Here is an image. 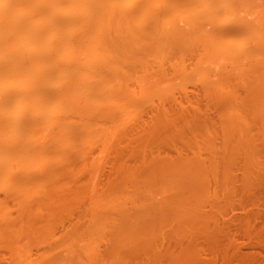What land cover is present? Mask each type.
<instances>
[{"label":"bare ground","instance_id":"bare-ground-1","mask_svg":"<svg viewBox=\"0 0 264 264\" xmlns=\"http://www.w3.org/2000/svg\"><path fill=\"white\" fill-rule=\"evenodd\" d=\"M261 71L264 0H0V257L254 263Z\"/></svg>","mask_w":264,"mask_h":264},{"label":"rangeland","instance_id":"rangeland-1","mask_svg":"<svg viewBox=\"0 0 264 264\" xmlns=\"http://www.w3.org/2000/svg\"><path fill=\"white\" fill-rule=\"evenodd\" d=\"M261 64H262V63H261ZM261 72L264 73V71H261ZM260 74H261V73H260ZM250 85H251V84H250ZM257 85H258V84H257ZM257 85H255V86H257ZM241 95H242V94H241ZM240 97H241V96H240ZM210 116H211V115H210ZM212 118H213V115H212ZM258 127H259V126H258ZM163 148H164V147L161 148V149L163 150L162 153H164V154L166 155L167 151L170 150V149L168 148V150L165 152ZM166 148H167V147H166ZM166 148H165V150H166ZM161 149H160V152H161ZM169 152H171V150H170ZM162 153H160V155H162ZM164 154H163V155H164ZM163 155H162V156H163ZM167 155L169 156V155H171V153H167ZM107 165H108V164H107ZM103 166H104V165H103ZM105 166H106V165H105ZM108 166L110 167V164H109ZM108 166H107V167H108ZM107 167H104V168L107 170ZM106 170H104V171H105V172H104V173H105V177H106ZM107 171H108V170H107ZM104 173H103V179H104ZM108 173H109V171H108ZM107 175H108V174H107ZM99 179H100V178H99ZM99 179H98V180H99ZM101 179H102V177H101ZM103 179H102V180H103ZM98 180H97V181H98ZM102 180H101V181H102ZM101 181H100V182H101ZM104 181H105V179L103 180V182H104ZM96 183H97V182H96ZM96 183H95V184H96ZM98 184H99V183H98ZM256 191H257V190H256ZM258 191H259V192H258ZM258 191H257V193L260 194V190H258ZM95 194H96V193H95ZM95 194H93L92 196H94ZM259 194H257V195H259ZM73 196H74V194H73ZM73 196H72V197H73ZM78 196L80 197L79 194H78L77 196L75 195V197H73V198H75V199H76V198L79 199V202H80L81 204H79V202H78V205L81 206L82 204L84 205L85 203L87 204V202H90V201H89V200L91 199L90 196H89V197H88V196H84V197H82V195H81V198H78ZM92 196H91V197H92ZM97 196H100V194H99V195L97 194ZM97 196L94 197V198H97ZM73 198H72V200H75V199H73ZM86 199H87V200L89 199V200L86 202ZM81 200H82V201H81ZM84 200H85V203H83ZM86 204L83 206V208H84L85 206H88V205H86ZM262 204H264V203H259L257 209H255V210L257 211L258 214H257V218H256L255 220L253 219L254 222L256 221V222L254 223V225H256V227L259 228V229L257 228L256 231H257V230L260 231V229H264V228H260V227H264V212H262V211H264V210H262V208H264V205H262ZM78 207H79V206H78ZM78 207H77V208H78ZM81 207H82V206H81ZM81 207H80V208H81ZM260 207H261V208H260ZM80 208H79V209H80ZM83 208H82L81 210H85L86 207H85L84 209H83ZM248 208L250 209L251 207H248ZM258 208H260V209H258ZM73 209H74V208H73ZM246 209H247V208H245V210H243V211H246L245 213H248L249 211L252 210V209H250V210H249V209L246 210ZM71 210H72V209H71ZM235 210H237V211H234V210H233L234 213H232V211H230V214H228V216H229L230 218H231V216H230L231 214H235V213H237L236 215H240V211H241V214H243V215L245 214V213H242L243 211H242L241 209H238V208H237V209H235ZM239 210H240V211H239ZM248 210H249V211H248ZM54 211H55V214H56V212L58 213V210L56 211V209H55ZM54 211L51 209L50 212H52V213L54 214ZM74 211H75V210H74ZM77 211H79V210H77ZM50 212H49V213H50ZM60 212H62V211H60ZM68 212H69V211H68ZM68 212H67V214H70V213H68ZM251 212H252V211H251ZM254 212H255V211H254ZM52 213H51V214H52ZM73 213H74V212H73ZM76 213H77V212H76ZM80 213H81V212H80ZM80 213H79V212H78L77 214L74 213V215L76 216V215H78V214H80ZM82 213H83V214H81V216H80V215H78V216L82 217V216L84 215V212L82 211ZM238 213H239V214H238ZM259 213H262V214L259 215ZM37 214H38V213H37ZM55 214H54V215H55ZM71 214H72V213H71ZM74 215H73V214H72V215H69V218H70V219H71L72 217L74 218V217H75ZM236 215L234 216L235 218H236ZM245 215H247V214H245ZM251 215H252V214H251ZM59 216H60V215H59ZM70 216H71V217H70ZM78 216H76L75 218L77 219ZM33 217H34V219H35V218H39V215L34 214ZM62 217H63V218H62ZM64 217L66 218V214H65L64 216L62 215V216H61V219L58 217V215L54 216V218H57L56 220H59V222L56 221V222H57V223H56L57 226H55V225H56V224H55V225H53V226H55V228L52 227V229H55V230H53L52 232L54 233V235L56 234V235H55L56 237H57V232H60V233H58V234H61V231L63 230V228H65V226L63 227V225H64V223L66 224L67 220H66V222H65V221H64V219H65ZM242 217H243V216H242ZM253 217H254V216H253ZM67 218H68V217H67ZM67 218H66V219H67ZM232 218H233V217H232ZM238 219H241V218L238 217ZM260 219H261V220H260ZM37 220H38V219H36V221H37ZM39 220H41V219L39 218ZM60 220H61V222H62V225H61V224H60V225L58 224V223H60ZM68 220H69V219H68ZM234 220H235V219H234ZM32 221H33V220H32ZM41 221H42V220H41ZM41 221H37L36 224L39 225V224L41 223ZM69 221H70V220H69ZM72 221H73V219H72ZM72 221H71V222H72ZM231 221H233V219H232ZM258 221H259V223H258ZM39 222H40V223H39ZM63 222H64V223H63ZM234 222H235V221H234ZM234 222H231L232 225H234V226H233V227H232V226H229V230H230V233L232 232L231 235H234V238H235V240H236V241H235V242H236V243H235V248H236V245H237V249L239 248V246L242 245V247L239 248V250H241V251H240V254H242V253H246V254H243V256H245V257H246V256H247V257H250V258L253 260L252 262H254V263H252V264H258V262H259L260 260H261V261L259 262V264H261V263L264 264V256H262V255H264V243H262V244H261V242H259V243H257V242H256V243H255V242H252V243H251L250 241L246 240V239L243 237V235H242L243 233H242L241 231H239V230H240L239 228H237V227H239V226H236V225H235V223H236L237 221H236L235 223H234ZM32 223H33V225H34L35 221H33ZM38 223H39V224H38ZM43 223H44V222H43ZM68 223H69V222H68ZM68 223L66 224V225H68L67 227H69V225H70V223H69V224H68ZM237 223H238V222H237ZM237 223H236V224H237ZM261 223H262V224H261ZM41 225H42V223H41ZM230 225H231V224H230ZM238 225H239V224H238ZM258 225H259V226H258ZM58 226H59V228H58ZM235 227H236V228H235ZM60 228H61V230H60ZM231 228H232V229H231ZM234 228H235V229H234ZM56 229H59V231H58V230L56 231ZM65 229H67V228H65ZM236 229H237V231H236ZM234 230H235V231H234ZM240 232H241V233H240ZM262 232H264V230H262L261 232H258V234L260 235ZM235 234H236V235H235ZM262 234H264V233H262ZM237 235H238L239 237H238ZM240 235H241V236H240ZM236 237H237V238H236ZM262 237H264V236H262ZM240 238H241V239H240ZM243 239H244V240H243ZM13 241H15V240H13ZM13 241H11L12 244H13ZM17 241H18V240H17ZM37 241H38V240H37ZM237 241H238V242H237ZM247 241H248V242H247ZM2 242H4V241H2ZM2 242H1V243H2ZM11 242H10V243H11ZM22 242H23V241H22ZM32 242H33L35 245H37V244L39 243L37 246H35V245H33V244L31 245V246H33V247H36V248H33V253L36 251L35 249H38V248L40 247L39 245L43 244V245H42L43 248L41 247V248L43 249V251H44V249H45V248H44V245H47V242H46L45 244H44V243H41V244H40L39 241H38L37 243H35L36 241H32ZM240 242H241V245H240ZM246 242H247V243H246ZM18 243H19V241H18ZM18 243L16 244V242H14L13 245L16 244L17 247L19 246L18 248L21 247V248H20L21 252H22V249H23V252H24V253H26L25 251H30L29 253H32V250H31L32 247H30V249L27 248L28 246H27L26 244H27L28 242H25V241H24L23 243L20 242L22 245H24V244L26 243L25 245H26L27 247H25V245H24V246H22V245L20 246V245H18ZM20 243H19V244H20ZM29 243H30V242H29ZM48 243H49V242H48ZM52 243H53V242H51V243H49V244L53 245ZM12 244H8V245H6V246L11 247ZM244 244H246V245H244ZM251 244H252V245H251ZM255 244H256V245H255ZM258 244H260V245H258ZM0 245H1V244H0ZM4 245H5V244H4ZM51 245H49V246H51ZM165 245L167 246V244H165ZM165 245L163 244V247H165ZM243 245H244L245 247H244ZM6 246H5V247H6ZM49 246H47L48 248H46L47 251H48V249H50ZM53 246H55V248L58 247V245H56V243H54ZM101 246H103V244H101V245L99 244V248H98V249H100ZM250 246H251V247H250ZM2 247L4 248L3 245H2ZM13 247H14V246H13ZM17 247H15V249H17ZM24 247L27 248L28 250H25ZM51 247H52V246H51ZM243 247H244V248H243ZM246 247H247V248H246ZM255 247H256V248H255ZM52 248H53V247H52ZM52 248H51L50 250H52ZM55 248H54V249H55ZM104 248H106L105 245H104ZM104 248L102 247L101 249H103V251H104V250H105ZM242 248H243V249H242ZM245 248H246V249H245ZM6 249H9V248L6 247ZM6 249H5V250H6ZM39 249H40V248H39ZM39 249H38V250H39ZM46 249H45V252H46ZM154 249H155V247H154V248L152 249V251H151V253H152L153 255H154L153 252L156 250V249H155V250H154ZM9 250H12V249H9ZM17 250H19V249H17ZM20 250H19V251H20ZM34 250H35V251H34ZM38 250H37V251H38ZM40 250H41V249H40ZM95 250H96V249H95ZM153 250H154V251H153ZM260 250H262V251H260ZM3 251H4V249H3ZM13 251H15V250H12L11 253H12ZM19 251H17V252H19ZM43 251H42V252H43ZM99 251H100V250H99ZM101 251H102V250H101ZM101 251H100V253H101ZM237 251H238V250H237ZM243 251H244V252H243ZM256 251H258V253H257ZM23 252H22V254H21V253H18V254H21L19 257L16 255V252H15V255L12 253L16 258H20V259H21V260L19 259L18 261L15 260L16 258L13 257L12 254H10V255L13 257V260H14L15 262H16V261L18 262V264H24V263L26 264L27 261L29 262V260L32 259V257L29 256L30 259L28 260V255H29V254L27 255L28 252H27L26 254H24ZM97 252H98V251H97ZM97 252H94V254H95V255H96V254H100V253H97ZM238 252H239V251H238ZM252 252H253V254H252ZM254 252H256V253H254ZM261 252H262V253H261ZM1 253H2V255L7 256L10 252L8 253V251H7V254H6V251H5V252H4L5 254H3L2 250H1ZM37 253H38V252H37ZM40 253H41V251H39L38 254H40ZM151 253L148 254L149 256H148V255H145L147 258L150 257L149 259H151V261L149 260V261H150L149 263H148V261H145L144 258H143V261H145V262L140 261L141 258H142V256L144 257V255H142L140 259H136V260H138V261H136L137 264H146V262H147V264H153V263L155 262V260H158V259L160 260V259H162V257H161V258L157 257V258H158V259H157L156 256L154 255L156 259L153 260L154 258H153V256L150 255ZM23 254H24V255H23ZM60 254H61V253H60ZM102 254H103V252H102ZM102 254H101V255H102ZM248 254H249V256H248ZM257 254H258V255H257ZM0 255H1V254H0ZM10 255H9V256H10ZM22 255H23L24 257H22ZM26 255H27V256H26ZM35 255L37 256V254L34 253L33 257H34ZM63 255H64V258H67L65 254H63ZM101 255H99V256H101ZM260 255H261V256H260ZM5 256H4V257L1 256L0 258L3 259V258H5ZM11 256H10V257H11ZM99 256H97V257H99ZM102 256H103V255H102ZM102 256L99 257V258L96 257L97 259H95V256H94L93 259L97 261V260H99L100 258H102ZM139 256H140V255H139ZM139 256H138L137 258H139ZM206 256H207V255H206ZM209 256L212 257L211 255L208 254V258H210ZM251 256H252V257H251ZM254 256H255V257H254ZM7 257H8V256H7ZM26 257H27V258H26ZM57 257H58V256H57ZM61 257H62V256H61ZM146 257H145V258H146ZM151 257H152L153 259H152ZM8 258H9V257H8ZM14 258H15V259H14ZM22 258H23V260H22ZM25 258L27 259L26 262L24 261ZM35 258H36V257H35ZM55 258H56V257H55ZM55 258H54L53 260H55ZM59 258H60V257H59ZM59 258H58V260H62V259H63V258H62V259H61V258L59 259ZM84 258H85V261H83L82 259H77V260H75L76 262L74 261V262H72V263H74V264L77 263V264H78V263H81V260H82V262H84V263L86 262V263H88V264H91V262H93L94 264H95V263L98 264V262H95L94 260H92V258H91L90 260H88V259L86 260L87 257H84ZM88 258H90V257H88ZM9 259H11V261H9V260L7 259L8 262H10L11 264H16V263H12V262H14V261H12V258H9ZM26 259H25V260H26ZM3 260H4V259H3ZM63 260H65V259H63ZM63 260H62V262H64V263L66 264V262L63 261ZM101 260H104V259L102 258ZM147 260H148V259H147ZM7 261L5 260V261H1V262L4 263V262H7ZM21 261H23V263H22ZM31 261H32V262H31ZM31 261H30L31 264H32V263L35 264L36 262L38 263V260H35L34 258H33V260H31ZM34 261H35V262H34ZM66 261H67V260H66ZM77 261H78V262H77ZM160 261H161V262H162V261H163V262H166L167 260H166V258H165V260L162 259V260H160ZM217 261H218V262H217ZM217 261H216V262H217L216 264H220L219 260H217ZM230 261H231V262H230ZM230 261H229V263H231V264H232V263H233V264H235V263H236V264H238V263H239V264H243V263H244V262H242L243 260H242V261H241V260L238 261V259L235 260V261H234V260H230ZM255 261H256V262H255ZM1 262H0V263H1ZM8 262L5 263V264H8ZM102 262H103V261H102ZM156 262H157V261H156ZM234 262H235V263H234ZM241 262H242V263H241ZM30 263H29V264H30ZM67 263H68V262H67ZM93 263H92V264H93ZM246 263L249 264L250 262H249V263H248V262H245V264H246ZM1 264H2V263H1ZM62 264H63V263H62ZM133 264H136V263H133Z\"/></svg>","mask_w":264,"mask_h":264}]
</instances>
